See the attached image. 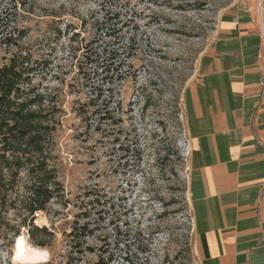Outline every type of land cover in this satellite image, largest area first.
Segmentation results:
<instances>
[{"label":"rangeland","instance_id":"374dc122","mask_svg":"<svg viewBox=\"0 0 264 264\" xmlns=\"http://www.w3.org/2000/svg\"><path fill=\"white\" fill-rule=\"evenodd\" d=\"M253 1L256 6L260 2ZM249 3L28 0L21 5L0 0L3 33L25 31L23 47L37 62L36 80L50 99L56 121L51 163L60 192L34 220L53 234L44 247L50 253L48 264H66L67 233L75 215L84 211H91L88 219L94 231L85 246L95 251L74 254L79 257L75 264H200L186 193L182 95L197 77L200 59L221 21ZM112 14L120 16L119 25L124 23V45L133 39L123 58V69L129 63L133 75L106 85L121 101L116 115L122 122L105 134L106 126L95 130V122L78 114L93 89L86 88L78 65L84 43L95 35L103 17ZM73 32L78 34L74 42L69 40ZM8 56L0 44V65ZM173 143L180 160L166 156ZM20 215L0 210V264H11L17 237L11 240L10 227ZM19 234L29 238L24 227Z\"/></svg>","mask_w":264,"mask_h":264},{"label":"crops","instance_id":"0c3cea01","mask_svg":"<svg viewBox=\"0 0 264 264\" xmlns=\"http://www.w3.org/2000/svg\"><path fill=\"white\" fill-rule=\"evenodd\" d=\"M224 18L184 89L200 264H264V0Z\"/></svg>","mask_w":264,"mask_h":264},{"label":"trees","instance_id":"16d2710c","mask_svg":"<svg viewBox=\"0 0 264 264\" xmlns=\"http://www.w3.org/2000/svg\"><path fill=\"white\" fill-rule=\"evenodd\" d=\"M12 1L21 5L28 2ZM119 20L118 14L103 17L95 35L84 43L83 60L78 65L86 88H93L89 90L87 101L78 107V114L83 115V120L95 122L98 126L95 130L106 126L103 130L105 134L114 132L111 128L122 122L116 115L121 110V101L115 99L112 87L106 85H113L115 81L133 75L128 68L129 63L123 69L125 50L133 47V39L128 42V47L124 45L121 39L124 23L119 25ZM3 32L4 28L0 25V44L9 54L7 62L0 65V210L23 214L10 227L12 241L13 237L22 236L19 231L24 227L29 239L44 248L53 234L47 227L34 223V213L46 211L47 205L60 192L57 173L51 163L56 121L50 99L36 80L39 74L37 62L23 47L25 31ZM77 36L73 32L69 40L74 42ZM166 156L180 160L174 143L168 146ZM136 157L140 160V153ZM94 202L95 199L89 201L91 208H94ZM68 204L66 200V206ZM90 216L91 211L75 215L76 219L67 233L70 249L66 264H75L79 260L74 254L82 256L95 251V248L85 246L86 238L94 232L88 219ZM80 218L83 219L82 223H79Z\"/></svg>","mask_w":264,"mask_h":264},{"label":"clouds","instance_id":"9594fccd","mask_svg":"<svg viewBox=\"0 0 264 264\" xmlns=\"http://www.w3.org/2000/svg\"><path fill=\"white\" fill-rule=\"evenodd\" d=\"M49 259L46 248L34 244L29 238H21L15 244L11 264H48Z\"/></svg>","mask_w":264,"mask_h":264},{"label":"bare ground","instance_id":"6f19581e","mask_svg":"<svg viewBox=\"0 0 264 264\" xmlns=\"http://www.w3.org/2000/svg\"><path fill=\"white\" fill-rule=\"evenodd\" d=\"M19 239H21V237H17L16 242H17ZM16 242L13 244V250H14V253H15V244H16Z\"/></svg>","mask_w":264,"mask_h":264},{"label":"built area","instance_id":"2783aa9c","mask_svg":"<svg viewBox=\"0 0 264 264\" xmlns=\"http://www.w3.org/2000/svg\"><path fill=\"white\" fill-rule=\"evenodd\" d=\"M41 213H42V212H36V213H34V216H35V217H36V216H39Z\"/></svg>","mask_w":264,"mask_h":264}]
</instances>
